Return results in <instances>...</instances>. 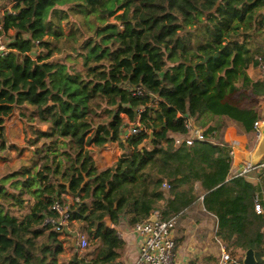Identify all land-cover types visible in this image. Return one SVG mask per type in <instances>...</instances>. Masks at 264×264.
<instances>
[{
  "label": "trees",
  "instance_id": "16d2710c",
  "mask_svg": "<svg viewBox=\"0 0 264 264\" xmlns=\"http://www.w3.org/2000/svg\"><path fill=\"white\" fill-rule=\"evenodd\" d=\"M10 2L14 13L2 11ZM0 24L6 37L12 32L11 52L0 58V152L9 147L5 120L15 110L36 147L31 164L0 172V264L67 263L61 234L44 222L86 177L70 208L90 242L103 245L93 262L84 256L76 264L121 257L124 241L107 216L132 226L157 210L183 212L202 195L230 264H243L249 248L264 264L259 189L231 174L230 147L212 140L224 117L255 129L264 77L249 70L264 71V0H0ZM122 113L139 117L154 137L124 138ZM189 116L207 140L177 149L174 134L186 132ZM149 139L154 148H141ZM111 141L134 150L98 168L89 145ZM70 248L73 263L79 250Z\"/></svg>",
  "mask_w": 264,
  "mask_h": 264
},
{
  "label": "crops",
  "instance_id": "0c3cea01",
  "mask_svg": "<svg viewBox=\"0 0 264 264\" xmlns=\"http://www.w3.org/2000/svg\"><path fill=\"white\" fill-rule=\"evenodd\" d=\"M71 59L72 57L70 60ZM249 72L252 76H258L261 74L262 77H264V71L262 72L256 68H251ZM155 97H157V95ZM259 100V104L256 107L257 113L259 115L257 121L262 123L264 121V96L260 97ZM121 115L126 121L127 126L133 123L126 113H122ZM138 119L139 117L137 120ZM192 121L201 130H203V128L196 123L197 117H192ZM218 121L219 118L216 117L208 118L207 126L215 124ZM220 121L221 128L216 133L214 132L212 140L215 143H227L230 149L231 147L235 149L236 155L233 158L231 169V174L235 176V174L243 171L245 161H248L246 159V154L252 153L255 150L260 139L258 131L259 129H257L254 124V130L245 132L243 126L227 117H224V119H221ZM29 125L30 124L20 116V112L18 110H15L12 116L6 118V139L9 147L5 151L0 152V172L4 170L7 164H18L22 160L30 163V161L34 158V151L36 147L27 143L28 137L29 139L32 137L31 134L27 133ZM43 130H46V126H43ZM176 134L177 133L174 135ZM124 138L128 137L124 136ZM144 147L153 149L154 145L148 140L145 142ZM89 148L98 168H105L116 162L125 152L131 154L134 150L133 146L129 144L123 148L119 141H111L103 146H97L92 143L89 145ZM28 153H30V155H28ZM242 153H244V156ZM245 176L257 185L259 189L258 197L264 210V170L251 171L248 174H245ZM196 189L198 190L199 194H202V189L199 183L196 184ZM62 198H64L65 202L69 205L73 204L76 199L73 195H63ZM91 203L92 201H88L89 205H91ZM180 218H183L182 222L179 221ZM112 227L124 232V236L121 237V239L124 241V246L122 255L118 258V260L124 261L128 264H134L139 257V244L136 234L131 230V225L128 223L126 218H122L120 223L117 224L112 221ZM217 229L218 218L206 209L203 199H196L191 202V204L188 205V207L179 216L175 229L176 263L220 264L222 244L217 237ZM61 239L64 241L65 247H67L66 245L70 246L72 236L62 234ZM93 243H96L97 246L94 247L92 245ZM102 245V242H99L98 240H91V245L87 250V254L81 255L79 249V255L74 257V262L72 264H76L75 262L78 260V258H82L84 256H86L87 262H93V260L98 257L100 252L99 250ZM65 250L63 251V256L68 258L69 254H67V249ZM66 264L70 263L67 262Z\"/></svg>",
  "mask_w": 264,
  "mask_h": 264
},
{
  "label": "built area",
  "instance_id": "2783aa9c",
  "mask_svg": "<svg viewBox=\"0 0 264 264\" xmlns=\"http://www.w3.org/2000/svg\"><path fill=\"white\" fill-rule=\"evenodd\" d=\"M12 13L13 7L6 9ZM5 10V11H6ZM11 52V48L6 41V30L4 25L0 24V58L7 56ZM146 90L136 89L134 91L135 95L145 94ZM186 132L177 133L174 135V145L178 149L184 144H194L196 141H205L207 137L204 135L203 130H201L193 121L192 117H188L185 120ZM260 125L259 121L255 122V127L257 129ZM123 134L125 137H130L132 135H139L143 132L149 133L148 129H145L140 122L137 120L129 124V126L124 128ZM259 131V130H258ZM230 155L232 159L235 157V149L231 147ZM264 170V155L258 161V163H253L252 161H245L243 171L235 174L245 175L251 171ZM164 187L168 188L167 183L163 184ZM64 195V194H63ZM203 195L200 197L203 199ZM78 199V198H76ZM74 204V203H73ZM70 204V205H73ZM70 205L65 201H56L52 205V210L57 213V217L47 216L44 224H50L53 229L59 232L61 235L65 234L66 229L77 231L79 249L85 250L91 244L89 235L86 230H82L78 227V220L73 218V211ZM256 210L259 213H264L260 199L256 198ZM182 212L173 214L169 217H163L162 213L157 210L152 215L157 216V220L145 219L131 226V230L136 234L139 244V257L134 264H178L175 261L176 255V236L175 229L178 222V218ZM117 235L119 238L124 236L122 230H117ZM234 260L231 252L228 248L222 244L220 264H230ZM106 264V263H102ZM113 264H128L124 261L117 260Z\"/></svg>",
  "mask_w": 264,
  "mask_h": 264
},
{
  "label": "water",
  "instance_id": "95a60500",
  "mask_svg": "<svg viewBox=\"0 0 264 264\" xmlns=\"http://www.w3.org/2000/svg\"><path fill=\"white\" fill-rule=\"evenodd\" d=\"M209 57H207L206 59H208ZM259 128V141L257 143V146L255 148V150L252 153L246 154V159L248 161H252L253 163H258V161L262 158V156L264 155V121L262 123H260V125L258 126ZM154 137V131L150 132V139H152ZM149 139V141H150ZM145 146V142L141 143L140 147L143 148ZM242 155L244 156V153H242ZM88 181V178L86 177L82 187L75 193H72V195L75 198H79L81 195V191L82 188L84 186V184ZM67 186V190L69 191V186L70 183L67 182L65 183ZM151 220H157V216L156 215H152L150 217ZM106 222H107V227H112V219L110 216L106 217ZM66 232L68 234H70V236H72V240H71V245L76 249L79 250V244H78V234L77 231H72L70 229H66ZM76 259V258H75ZM84 264V263H82ZM243 264H258V259L256 256V252L253 248H249L245 251L244 253V257H243Z\"/></svg>",
  "mask_w": 264,
  "mask_h": 264
},
{
  "label": "rangeland",
  "instance_id": "374dc122",
  "mask_svg": "<svg viewBox=\"0 0 264 264\" xmlns=\"http://www.w3.org/2000/svg\"><path fill=\"white\" fill-rule=\"evenodd\" d=\"M13 5V2H10V3H8V5L4 8V9H2V11H5L6 9H8V8H10L11 6ZM121 16H122V12L120 11L119 13H118V17L119 18H121ZM119 23H120V21H119ZM11 34H12V32H9L8 33V35H7V37H6V39H8V42L11 40ZM72 61H73V57H72V59H71ZM27 143H28V140H27ZM31 152V151H30ZM28 155H30V153H28ZM182 220H183V218H180L179 219V221L180 222H182ZM81 225V224H80ZM83 225V224H82ZM84 226V225H83ZM83 226H81L80 227V229H81V231L83 230ZM67 247H65V249H67V254H69V256H68V258H65L64 256V258H65V260H66V262H68L69 263V261L68 260H70L72 257H73V255H74V251L70 248V246L69 245H66ZM89 248V247H88ZM88 248H86L85 250H81L80 251V254L82 255H86L87 254V250H88ZM66 251V250H65ZM78 255H79V253H78ZM70 264H72L71 262H70Z\"/></svg>",
  "mask_w": 264,
  "mask_h": 264
}]
</instances>
